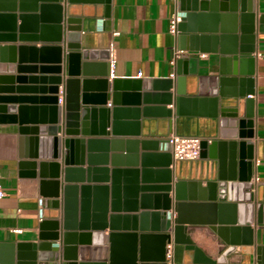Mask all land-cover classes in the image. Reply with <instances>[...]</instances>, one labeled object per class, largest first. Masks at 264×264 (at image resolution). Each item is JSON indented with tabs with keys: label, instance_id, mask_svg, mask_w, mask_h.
<instances>
[{
	"label": "water",
	"instance_id": "water-1",
	"mask_svg": "<svg viewBox=\"0 0 264 264\" xmlns=\"http://www.w3.org/2000/svg\"><path fill=\"white\" fill-rule=\"evenodd\" d=\"M61 1L0 0V6H10L0 7L1 41L59 42L40 46L27 43L0 45V120L19 123L20 155L24 158L20 165L25 172L40 176L41 194L43 198H51L42 201L44 206L59 207L63 198L64 209L63 232L59 230V214L55 212L50 217H43L42 209L37 240L0 243V264H60V250L69 260L63 264H77L71 261L76 248L71 242L78 235L82 239L94 236L102 244H109L108 255L105 246L99 248L103 256L101 261L80 264H168L169 242H183L193 248L196 261L203 264H238L229 262V254L239 244L254 243L252 222L264 224V199L253 200L252 189H258L261 181L255 183L252 180L254 144L249 140L253 136L254 114L252 52L255 49L256 11L253 0H176L181 15L176 32L181 51L175 56L173 77L112 76L111 82V49L84 47L80 25L82 10H95L100 16L110 17L111 0H84L100 3L93 7L69 0L68 17ZM101 4H104L103 11ZM47 18L53 21L46 22ZM257 21L261 30L264 12L258 13ZM200 52L219 53V67L201 73ZM98 57L103 59L98 74L104 77L93 78L90 70L98 63L88 60ZM6 61L11 62L9 65L2 63ZM64 64L68 76L61 97ZM16 69L19 70L17 74L4 71ZM23 71L36 74H21ZM110 84L112 92L108 91ZM174 84L175 92L166 91ZM142 86L165 89L161 93L146 91L145 96H161L167 103L176 105L175 111L165 106H144L145 110L158 109L165 116L175 114L176 123L175 129L172 121L170 129L163 133L167 136L160 141L164 151H143V159L160 157L167 165L173 163L168 138L171 132L202 136L200 157L175 158L178 179L174 183L169 174L171 170L166 168L160 170L164 183L133 187L132 192L135 197L140 196L139 201L123 202L117 183L123 174L137 178L138 168L117 166L109 175V167L89 165L88 182H91L92 171H101L98 176L107 181L111 179V185L71 183L83 176L86 143L91 149L97 143L108 142L106 138L92 135L107 134L110 125L115 133L121 125L119 114L129 109L139 111V107L121 105L128 100H138L139 91L124 92L121 89H141ZM92 88L102 91H90ZM109 98H112L113 106L104 105ZM40 99L50 104L14 103ZM38 109L42 111L41 119L30 120L34 116L37 118ZM46 109L51 110L50 120ZM59 131L67 137L59 136ZM237 137L240 139H228ZM147 142L143 140L144 148ZM150 142L157 145L154 140ZM46 156H64L67 183L63 186L58 161L29 159ZM92 158L93 154L88 153L89 164ZM38 165L39 172L34 169ZM50 165L54 167L52 171H49ZM142 170L144 175L150 172L145 168ZM49 174L54 178L49 179ZM79 187L83 195L80 221L77 219ZM92 190L100 197L93 211L89 199L85 198ZM149 190L155 192H146ZM171 190L174 191L172 196ZM148 207L155 210L122 213L123 210L138 211ZM201 223L209 224L227 244L219 256L208 255L187 233V224ZM77 227L86 230L75 231ZM105 229H108L107 233ZM256 251L255 264H264V244H258Z\"/></svg>",
	"mask_w": 264,
	"mask_h": 264
},
{
	"label": "crops",
	"instance_id": "crops-1",
	"mask_svg": "<svg viewBox=\"0 0 264 264\" xmlns=\"http://www.w3.org/2000/svg\"><path fill=\"white\" fill-rule=\"evenodd\" d=\"M65 5V16H70L67 11V5L69 0L61 1ZM80 5H100L99 2H88L84 0H78L76 2ZM93 3V4H92ZM98 3V4H96ZM102 5V11L104 10V4ZM111 15L110 17H103L96 13L95 10H87L80 16V25L82 28V45L84 47H93L97 49L109 47L111 49V58H115L114 76L132 77V78H157V77H173L175 72V56L179 53L177 33L170 31V18L178 9L176 0H111ZM92 6V7H93ZM3 8H9L10 6H0ZM253 7L256 11V31H255V49L252 52L253 57V76H254V114H253V136L249 138L254 144V159L252 164V180L256 183L261 181L258 189L253 188L254 202L258 201L257 197L264 199V25H261V30L258 28L257 16L258 13L264 12V0H253ZM52 18H47L46 22H52ZM65 23V22H64ZM27 43L36 46H40L43 43H59L54 41H1L2 44H19ZM65 51V50H64ZM187 51V50H185ZM8 55V54H7ZM10 55V52H9ZM200 67L201 73L215 71L219 67L220 54L217 52H200ZM32 61V58H28ZM88 61L98 63L91 68L92 75L90 77L100 78V63L103 61L100 57L91 58ZM11 61L2 62L5 65ZM26 63V62H25ZM31 63V62H27ZM248 64V63H246ZM63 82L60 84V96L63 97L65 87V77L68 74L65 73V64L63 65ZM6 73H19L16 69L14 72L11 70H4ZM142 71L141 75L138 72ZM21 74H36L31 71H23ZM83 77V76H82ZM112 75H110V82ZM17 83V82H16ZM96 87V86H95ZM176 85L166 91L175 92ZM124 92L139 91L138 100H128L121 104L128 107H139V111L129 109L119 114V120L121 125L117 128L116 132H112L111 125L108 126L107 134H93L92 137L106 138L108 142L106 144L97 143L91 149H88L86 143L85 160L82 164L84 167L83 176L76 178L74 182L81 186L83 183H102L111 185L110 180H104L100 178L101 171H92L91 182H88L89 172L88 166L92 167H109L108 174L112 175L111 169L113 167H134L138 168L139 172L137 178H132L130 174L122 175L119 182L121 187V199L123 202H127L133 199L140 200V196L135 197L133 192L136 185L142 184H162L163 174L160 170L170 169V176L172 182L177 181L178 177L175 172V156L173 155V163L167 165L166 162L160 157H151L149 159H143V151L147 152H162L161 140L165 139L163 133L168 131L171 127L172 121L175 129L176 116L175 114L165 116L163 112L158 109L145 110L144 106H165L166 108H173L175 111L176 105L174 102L167 103L161 96H152L146 98L145 92H157L161 93L165 89L152 87L145 89L142 86L141 89L123 88ZM90 91L100 92L102 90L98 88H92ZM109 92H112V86L110 84ZM16 94H22L15 92ZM112 98L104 104L105 106H113ZM16 104L26 103L39 105L47 104L49 102L39 101H17ZM47 119L51 115V110L46 109ZM32 114V113H31ZM35 118L30 120H40L42 111L38 109L35 113ZM20 125L16 121L9 119L0 120V182L6 191V195L0 197V243L3 242H22L37 240L40 221L42 219V209H44L43 217H50V214H59L61 232L64 231L62 227L63 223V198L59 207L53 208L51 206H44V200L51 198L44 197L41 194V181L40 176H33L28 172H25L20 165V161L24 159L20 155ZM217 129H220L219 122ZM100 131V130H98ZM59 136L67 137L63 131L58 132ZM80 136H84L80 134ZM85 137H89L86 135ZM221 138V136H218ZM211 138V137H209ZM228 139H240L228 138ZM143 140L147 142L146 148L143 147ZM156 141L157 145L150 141ZM157 147V148H156ZM47 148L50 149V144H47ZM172 152V151H171ZM88 153L93 154V158L89 164ZM107 155L104 159L103 155ZM40 161L44 159L49 162L58 161L60 163L61 186L65 181V167L64 156L51 157L46 156L44 158H29ZM143 168L150 170L147 175L143 174ZM39 172V165L34 168ZM54 169L53 165L49 166V171ZM53 174H49L48 178H54ZM203 181V185L205 184ZM141 192V191H140ZM146 192H155L149 190ZM174 191L171 190L172 196ZM258 195V196H257ZM82 192L79 187L77 190V219L81 220V200ZM85 198L89 199L90 209L93 211L98 197L92 190L89 194L85 195ZM143 209L153 211L154 207L140 208L138 211H122V213H139ZM255 219V211H254ZM153 219L150 217V223ZM253 229V244H239L235 251L229 254L230 263L238 264H255L258 244H264V224L259 225L255 221L250 224ZM77 227L75 231H82ZM94 231V230H91ZM108 229H105L107 233ZM171 231V230H169ZM186 231L193 239L194 243L201 247L208 255L217 257L221 251L227 246L225 241L220 235L214 231L209 224H187ZM62 243L61 241H59ZM71 244L76 245L75 252L72 254L71 261H75L77 264L80 262L93 263L101 261L103 256L100 254V247H106L105 253H109V244H102L94 236L89 239H82L80 235L77 236ZM150 246H155L154 243H150ZM84 247L85 249H82ZM168 247V264H203L196 261L195 250L189 248L183 242H169ZM61 259L60 264L69 261L63 257V250H60Z\"/></svg>",
	"mask_w": 264,
	"mask_h": 264
},
{
	"label": "built area",
	"instance_id": "built-area-1",
	"mask_svg": "<svg viewBox=\"0 0 264 264\" xmlns=\"http://www.w3.org/2000/svg\"><path fill=\"white\" fill-rule=\"evenodd\" d=\"M181 19V15L178 10L173 12L170 18V31L176 33L178 30V21ZM115 58H111L112 70L111 75L114 76ZM142 71L138 72L141 75ZM171 143V151L175 158H188L197 159L200 157L202 136L200 135H188L178 134L171 132L168 136ZM6 195V191L3 184L0 182V197Z\"/></svg>",
	"mask_w": 264,
	"mask_h": 264
}]
</instances>
